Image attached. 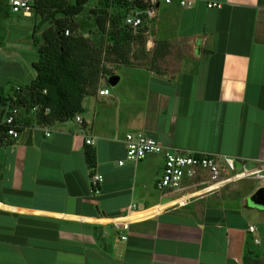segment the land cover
Returning <instances> with one entry per match:
<instances>
[{"label":"crops","instance_id":"crops-1","mask_svg":"<svg viewBox=\"0 0 264 264\" xmlns=\"http://www.w3.org/2000/svg\"><path fill=\"white\" fill-rule=\"evenodd\" d=\"M3 4L0 100L36 75L31 26L10 39ZM155 9L141 55L115 86L102 78L83 97L81 123L42 124L20 109L18 137L0 143V264H264V207L249 201L264 185V0H159ZM138 132L179 154L230 156L249 174L174 204L175 193L155 188L162 154L118 165L125 134ZM132 204L123 230L115 223Z\"/></svg>","mask_w":264,"mask_h":264},{"label":"trees","instance_id":"trees-1","mask_svg":"<svg viewBox=\"0 0 264 264\" xmlns=\"http://www.w3.org/2000/svg\"><path fill=\"white\" fill-rule=\"evenodd\" d=\"M88 0H36L31 14L37 20L32 27V45L37 58L32 62L35 78L28 84L15 88L14 94L2 101L3 105L20 107L33 115L37 121L49 124L54 121L72 119L82 110L83 97L96 87L99 79L113 72L100 67L101 51H96L81 37L72 34L76 30L73 19L80 15ZM146 5L135 0H98L93 11L100 29L99 35L106 34L111 46L107 54H116V61L128 65L127 57L132 43L145 42L146 23L136 32L125 24V17L136 8ZM110 27V28H109ZM69 34L65 35L64 30ZM45 108L48 112L42 115ZM2 138L0 137V143ZM86 162L90 168L96 162L95 150H85Z\"/></svg>","mask_w":264,"mask_h":264},{"label":"built area","instance_id":"built-area-1","mask_svg":"<svg viewBox=\"0 0 264 264\" xmlns=\"http://www.w3.org/2000/svg\"><path fill=\"white\" fill-rule=\"evenodd\" d=\"M36 0H8V6L11 12L19 13L24 16H30L32 6ZM145 4L142 8H136L130 12L124 19L132 32H136L144 23H148L156 16L155 6L159 0H135ZM165 3L171 0H162ZM182 6H190L192 0H179ZM208 7L218 6L216 2H208ZM64 34H69V30L65 29ZM99 95H108L110 89L108 87L98 89ZM20 107L7 105L4 113L0 118V137L3 140L15 139L19 135L22 123L18 120L20 116ZM38 107L33 106L31 112L37 114ZM48 112L45 108L42 115ZM76 122L81 123L82 118L76 114L74 116ZM43 124V122H40ZM49 135L48 130L45 132ZM85 143L92 145L94 142L91 138H86ZM125 155L123 159L118 160V165L124 164L125 161L137 162L152 154H162L163 165L162 170L155 182V188L162 192L175 193L173 199L174 204L184 205L194 196L216 189L222 182H230L241 177L248 176V172H236L234 167V158L221 154H209L205 152L179 154L170 151L158 140L143 133H126L124 136ZM263 175H259V178ZM94 192H97V186L102 181V176L93 172L90 175ZM135 212V204H132L127 213L122 217L121 223H115L116 226L123 230L128 229L131 217L130 212ZM155 211V210H154ZM143 213H149L144 210ZM248 230L253 232V226H249ZM122 239H126V235H121ZM258 240L255 239V242Z\"/></svg>","mask_w":264,"mask_h":264},{"label":"rangeland","instance_id":"rangeland-1","mask_svg":"<svg viewBox=\"0 0 264 264\" xmlns=\"http://www.w3.org/2000/svg\"><path fill=\"white\" fill-rule=\"evenodd\" d=\"M3 3H5V0H0L1 7L4 5ZM97 3H98V0H88L81 14L76 16L73 19V22L76 24L77 27H76L75 32L73 31L72 34L77 37H81L84 41H86L89 44V46H91V48L95 49L96 51L97 50L101 51V57H100V63H99L100 67L106 68L112 71L113 73L116 72L117 75L119 74V75H122V77H124L123 76L125 75L124 71L126 70L125 66H123L124 64H121L116 61L115 59L116 54L112 52H109L107 54L106 47L107 45H110V46L112 45L111 41H109L108 36L106 34L99 35L98 33L100 29L95 21V15L93 13V11L95 10V5ZM5 22L6 23L4 24V27L10 30V39L14 37L16 38L17 36L19 39L24 40L28 26H31V30H29V32H31L30 34L33 35L32 33L33 21L31 25H29L30 20L28 18L22 17L21 14L10 11V15L8 19L5 20ZM35 24H37L38 27H40L41 25L38 22ZM162 43L163 42L157 41L155 44L158 47ZM143 45L144 43H138V42L131 44L130 52L127 55L129 59L128 65L132 64L131 59H134V57H136V54L141 55L143 51ZM26 54H27L26 57L29 61L36 60L37 58L36 48L33 47V45H31L30 50H27ZM101 79H99L98 84H100ZM98 84L96 87H93L91 91L94 89H97ZM122 84H124L123 81H122Z\"/></svg>","mask_w":264,"mask_h":264},{"label":"water","instance_id":"water-1","mask_svg":"<svg viewBox=\"0 0 264 264\" xmlns=\"http://www.w3.org/2000/svg\"><path fill=\"white\" fill-rule=\"evenodd\" d=\"M119 76L115 73L110 74L106 81L109 86L113 87L117 84ZM249 201L254 205L264 207V185L258 187L251 196H249Z\"/></svg>","mask_w":264,"mask_h":264}]
</instances>
